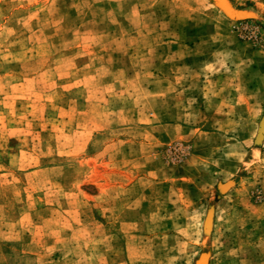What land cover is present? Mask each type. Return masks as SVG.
Segmentation results:
<instances>
[{
	"label": "rangeland",
	"instance_id": "1",
	"mask_svg": "<svg viewBox=\"0 0 264 264\" xmlns=\"http://www.w3.org/2000/svg\"><path fill=\"white\" fill-rule=\"evenodd\" d=\"M0 0V264H264V0Z\"/></svg>",
	"mask_w": 264,
	"mask_h": 264
},
{
	"label": "water",
	"instance_id": "2",
	"mask_svg": "<svg viewBox=\"0 0 264 264\" xmlns=\"http://www.w3.org/2000/svg\"><path fill=\"white\" fill-rule=\"evenodd\" d=\"M213 2L226 16L232 19H241L242 12L235 10L229 0H210Z\"/></svg>",
	"mask_w": 264,
	"mask_h": 264
}]
</instances>
